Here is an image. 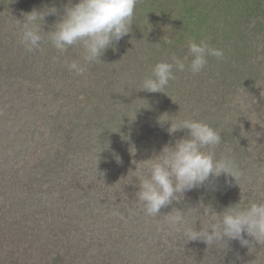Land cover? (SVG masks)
I'll list each match as a JSON object with an SVG mask.
<instances>
[{"label": "trees", "instance_id": "obj_1", "mask_svg": "<svg viewBox=\"0 0 264 264\" xmlns=\"http://www.w3.org/2000/svg\"><path fill=\"white\" fill-rule=\"evenodd\" d=\"M35 2L0 0V176L13 173L14 180L26 183L25 190L18 193L22 207L19 206L15 215L6 218L19 219L21 212L27 209L34 217L39 216L38 212L46 213V220H50L55 212L64 220H75L67 214L68 205L74 203L79 189L90 188L94 191V195L86 196L87 204L91 206L90 214L79 210L82 218L74 224L81 236L88 238L86 241L94 238L99 241L98 253L87 264H225L224 255L210 245L202 241L187 242L182 234L170 230L164 223L163 213L167 214L173 208L182 211L194 208L198 215H203L200 207L203 203L211 205L219 214L240 200L244 204L246 198L264 202V155L262 166L255 169L261 173L260 177L244 160L245 153H259L258 146H245L242 132L232 128L233 119L227 115L230 109L223 104L228 87L237 83L247 92L251 103L256 104L261 97L260 105L264 108V49L256 52L254 47L258 41L264 43V0H139L130 33L109 47L101 61L88 64L83 75L68 68L72 61L84 63L82 46H71L61 54L50 42L33 51H27L20 42L23 14L39 10L40 6ZM41 2L44 8L55 6L58 9L57 20L68 4V0ZM53 25V21L46 17L42 29L50 31ZM202 39L222 50L224 57L220 60L209 57L208 64L198 74H192L187 64L184 71L174 70L176 81L171 86L182 85L179 89L187 90L192 88L186 84L196 85L194 95L202 100L201 110H195L190 116L167 91L150 93L140 90L146 76L134 71L131 76L124 75L126 72L117 68L122 58L119 51L128 54L131 47L147 54L150 64L154 60L152 66L161 61L155 52L157 47L165 59L175 55L180 59L188 56L190 60L188 41ZM225 44L232 45L233 51H224ZM259 45L264 48L262 43ZM172 50L176 53L169 52ZM195 78H199L197 84L189 81ZM214 80L217 81L208 83ZM202 93L206 100L202 99ZM9 103L14 105L10 111L6 108ZM169 116L177 121L200 120L220 131L222 144L216 148V154L218 157L224 153L232 155L240 169L246 168L241 170L243 177L237 184L232 178L226 184L223 175L210 180L205 186L185 193L181 202L173 201L162 208L161 216L147 215L135 199L131 203L134 206L126 210L130 225L126 229L128 237L120 238L126 234L124 227L123 231L112 230L106 237L108 240L103 238L101 232H97L100 211L107 210L114 201L120 204L122 199L114 200L112 196H121L117 194L120 186L107 197V192L102 189L107 185L104 172L110 170L109 177L126 170L127 177L138 186V178L133 177L136 175L133 171L138 142L154 153L165 144H174L187 135V130L169 133L171 121L163 124L159 121H165ZM53 134L59 135L57 140L50 139L49 146L41 148L30 138V135H38L43 141ZM106 146L119 151V162L114 155L109 159ZM133 147L135 153L134 149L131 150L133 153L130 151ZM124 152L127 153L126 159L123 158ZM242 181L248 185V193L240 189ZM6 190H1L2 205L12 210L19 198ZM131 193L132 190H128V197ZM81 205H78L79 209ZM140 215L144 216L143 222H133L132 225L131 221ZM2 217L0 220H6ZM185 218L191 221L195 215L189 211ZM208 220V216L199 217L196 230L205 226ZM164 227L168 229L161 230ZM159 229L169 233L172 239L165 241L166 235L161 237L155 233ZM141 238L145 240L144 246H139ZM246 240L250 242L249 246L245 245L248 252H254L252 243L262 247V254L264 243L255 244L251 237ZM76 259L68 256L65 262L61 253L56 256V262L60 264H82L79 256Z\"/></svg>", "mask_w": 264, "mask_h": 264}, {"label": "clouds", "instance_id": "obj_2", "mask_svg": "<svg viewBox=\"0 0 264 264\" xmlns=\"http://www.w3.org/2000/svg\"><path fill=\"white\" fill-rule=\"evenodd\" d=\"M138 2L139 0H77L73 3L68 0L52 30L47 32L42 29L45 17L57 15L58 9L55 6L46 7L42 11L33 9L30 13L23 14L20 42L27 51L40 49L42 44L50 42L61 54L71 46H82L84 63L72 61L68 68L77 75H83L88 64L101 61L109 47H113L130 33ZM188 52L190 60L188 56L180 59L173 55L171 62H156L150 74L143 79L140 90L165 93L169 82L175 79L174 70L184 71L187 64L192 74H198L208 64L209 57L218 60L224 57L222 50L203 39L199 42L189 40ZM169 120L170 134L187 130V135L177 139L174 144H165L159 154L137 163L136 170L133 171L136 174L133 177L139 181L136 200L150 216L162 215V208L171 205L173 201L181 202L185 193L205 186L210 180L219 179L223 175L227 184L230 183L229 178L236 182L242 175L232 155L224 153L217 156L216 148L222 144L220 131L195 119H159L161 124ZM132 149L135 153V147L130 151ZM116 159L119 162L118 156ZM200 207L203 208V215H198V210L194 208L187 211L173 208L171 212L163 214L164 223L170 230L182 234L187 242L202 241L207 245L219 242L226 245L224 238H227L248 245L250 242L244 239V234H247L255 244L264 243V202L251 201L245 205L240 200L219 214L211 205L201 203ZM189 211L195 215L191 221L185 218ZM201 216H208L209 220L200 230H196V221Z\"/></svg>", "mask_w": 264, "mask_h": 264}, {"label": "rangeland", "instance_id": "obj_3", "mask_svg": "<svg viewBox=\"0 0 264 264\" xmlns=\"http://www.w3.org/2000/svg\"><path fill=\"white\" fill-rule=\"evenodd\" d=\"M35 4L40 6V11L44 9L41 0H36ZM57 16L58 15H52V17H50V15H48L46 17L47 19L50 18L55 24V22L57 21ZM19 18L23 20L22 17L19 16ZM259 43H262L264 45L263 41L256 42L254 45L256 52L264 49L259 45ZM236 47H238V44L236 45ZM224 48H226V50L224 51H233L232 45L225 44ZM134 51H136L135 54ZM119 52L121 54L119 56L122 58L119 65H117V68L123 72H126V74L124 75L131 76L133 71L138 73L140 76H147L150 74L152 63L154 62V60L150 64L147 54L142 53V51H139L137 49H133L132 47L130 50H128V54H125V52L123 54L122 51ZM155 52L160 55L161 61L171 60V58L167 57L165 59L162 53L159 51L158 47L156 48ZM169 52L176 53L175 50ZM118 76H121V74H119ZM61 77L64 81L62 73ZM220 77L221 75L219 70L218 78ZM198 79L199 78H195L189 81L191 83L197 84L199 82ZM175 81L176 79H174V81L172 82H169V85L165 88V91L168 92V95L173 99L176 98L179 102V107L184 108L186 114H188L189 116L190 113L194 114L195 110H201L202 100L197 99L195 97L196 95H194V93L196 92V85L188 83L185 86L191 87L192 89L187 88L186 90L185 88L181 90L179 89V87L182 85H178L175 88L171 86ZM215 81L217 80H214L212 82L209 81L208 83H215ZM218 88L220 89V87ZM228 88V94L223 100V104H226V107L230 109L227 115L230 114L231 119H233L232 128L239 129L242 132L243 139H245V146L248 148L258 146L257 149L260 152L255 153L252 151L249 154L245 153L244 160L245 163L251 166L252 170L261 177V173L255 170L262 166V156L264 155V108H262L260 105V102L262 103L261 97L260 100L256 102V104H254L250 102L251 100L248 98L247 92H245V90L241 86H239V84L235 83ZM190 94H193V97ZM202 99L206 100L205 95ZM13 107L14 105L9 103L7 104L6 108L10 111L11 109H13ZM237 119H239L238 123H236ZM58 136V134H53L52 136L48 137L49 139L43 141L39 139L38 135H36L35 137H32L30 135V138L41 148L49 146L50 141L57 140L56 137ZM105 149V153H107L109 159H111L112 155H114V158L119 155V151L115 152V149L111 146H108ZM136 149L138 157L135 156L134 160L135 170L137 163L152 158L153 156L159 154L158 152H160H150L144 147L142 143L139 142L136 146ZM102 151H104V149ZM124 154L125 155L123 156V158L126 159L127 153L124 152ZM243 169L246 168L243 167L241 170ZM102 171L104 172L105 170ZM109 171L110 170H106L104 172L103 177L107 179V181L105 182L107 183V185H104L102 189L104 188L103 191L107 192V197L109 198L112 192H116L118 187L120 186L121 189L118 190L119 192L117 194L121 196H112L114 197V200L115 198H118V200L120 198L122 199L120 204H117V201H114L112 204H109L107 210L100 211V222L97 232H101L100 234L103 238H106L107 235L112 232V230L123 231L124 227V231L126 233L127 226L130 227L129 220H127L126 218V210H128V208L130 210V207L134 206L131 203L136 199L135 193L138 190L137 184L132 183L131 179L127 177L126 170L122 171V174L120 175L114 173L108 177ZM12 174L0 176V195L1 190L4 191V188H7V192L12 193L15 197L19 198L18 193L22 190H25V182L20 179L14 180ZM241 177H243V173L237 179V181H239ZM237 181L235 183H237ZM257 181H260V178H257ZM91 187H93V185ZM240 187L243 192L245 191L248 193L250 190L248 185L243 183V181L240 184ZM130 189L132 190V193L128 197V190ZM78 191L79 192L75 198L76 200L73 204H71L70 202L71 205L69 204L67 208V214L69 216H73L75 220L70 218L64 220L61 215L59 216V214H57V212H55L51 216V218H49L50 220H46V213L38 212L39 216L34 217V214H32L30 210L27 209L25 210V212H21V217L19 219L15 217L14 220H10V217H6L15 215L19 211L18 208L19 206H21V203L19 205L21 199L19 198V200H15L14 204L16 205L15 207L13 206L12 210H7L6 206L2 205L4 201L0 196V216H4L6 218V220H0V264H60L59 261L56 262L57 253H61L65 257V262L67 261L68 256L75 257V261L77 260L76 257L79 256L82 259L80 260L81 263L87 264V261L89 259H92L94 255L98 253L99 247H97V244H99V241L96 238L90 239V242L86 241L88 240V238L84 239L79 233L80 230H77V228L74 227V224L78 222V219L82 218L79 210L86 212L88 215L90 214L89 211L91 210V206L87 204L86 196L94 195V191H92L90 188L88 190L84 189L81 191L79 189ZM251 196L252 195H250V197ZM94 198L97 200L99 199V196H94ZM249 202H251L250 199L246 198L244 204H247ZM98 203L100 204V201ZM79 204H83L81 205V209L78 208ZM93 208L97 209L96 207ZM4 217L2 218L4 219ZM138 217L135 219V221H131V224L133 222L142 223L144 216L140 215V217ZM151 224L153 226V222ZM168 228L164 227L161 230L165 231ZM163 231H160L159 229L155 231V233L161 235V237L162 235H166L165 241H167L168 239H172V236H170L169 233L165 234V232ZM98 233L97 235H99ZM86 236L88 237L89 235ZM125 237H128V233L120 236L121 239ZM249 238L250 237H248L247 234H244V239ZM42 243L45 244V247ZM132 245L135 246V244ZM140 245H145L144 238L140 239L139 246ZM210 247L214 251L220 253V255H224L223 261L225 264H264V246L262 254L260 253V249L262 247H258L251 243V248L254 252H248V250L246 249L247 247L240 241L236 240L227 239L226 245L217 242L214 244H210ZM141 248L144 250V247ZM105 249H107V247H105ZM251 254L254 255L255 259Z\"/></svg>", "mask_w": 264, "mask_h": 264}]
</instances>
